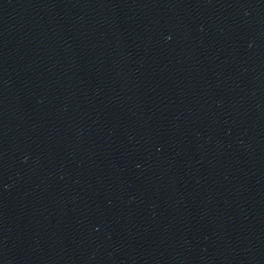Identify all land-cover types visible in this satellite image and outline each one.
Here are the masks:
<instances>
[{"label": "water", "instance_id": "1", "mask_svg": "<svg viewBox=\"0 0 264 264\" xmlns=\"http://www.w3.org/2000/svg\"><path fill=\"white\" fill-rule=\"evenodd\" d=\"M0 264H264V0H0Z\"/></svg>", "mask_w": 264, "mask_h": 264}]
</instances>
